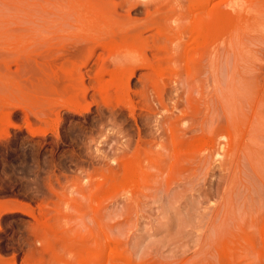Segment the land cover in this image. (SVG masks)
<instances>
[{
    "label": "rangeland",
    "instance_id": "374dc122",
    "mask_svg": "<svg viewBox=\"0 0 264 264\" xmlns=\"http://www.w3.org/2000/svg\"><path fill=\"white\" fill-rule=\"evenodd\" d=\"M0 264H264V0H0Z\"/></svg>",
    "mask_w": 264,
    "mask_h": 264
},
{
    "label": "bare ground",
    "instance_id": "6f19581e",
    "mask_svg": "<svg viewBox=\"0 0 264 264\" xmlns=\"http://www.w3.org/2000/svg\"><path fill=\"white\" fill-rule=\"evenodd\" d=\"M213 10V9H212ZM211 12V11H210ZM212 13V12H211ZM213 13H214V11H213ZM215 13H217L218 14V12H216L215 11ZM215 13H214V15H215ZM216 14V15H217ZM213 15V14H212ZM212 16L210 19V21L209 22H207V23H204V24H202V32H206L210 27H212V28H217V26L219 25V23H220V21H221V19H224L223 17V15H221V14H218L217 16L215 15V16ZM209 32V31H208ZM119 86V88H122V86L121 85H118ZM31 131V130H30ZM31 132H33V131H31ZM32 134H34V132L32 133Z\"/></svg>",
    "mask_w": 264,
    "mask_h": 264
}]
</instances>
